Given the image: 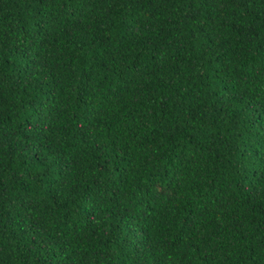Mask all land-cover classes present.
Segmentation results:
<instances>
[{
    "label": "trees",
    "instance_id": "trees-1",
    "mask_svg": "<svg viewBox=\"0 0 264 264\" xmlns=\"http://www.w3.org/2000/svg\"><path fill=\"white\" fill-rule=\"evenodd\" d=\"M0 264H264V0H0Z\"/></svg>",
    "mask_w": 264,
    "mask_h": 264
}]
</instances>
